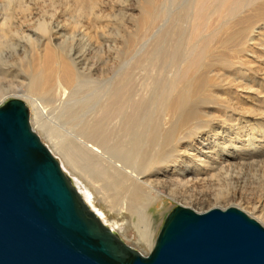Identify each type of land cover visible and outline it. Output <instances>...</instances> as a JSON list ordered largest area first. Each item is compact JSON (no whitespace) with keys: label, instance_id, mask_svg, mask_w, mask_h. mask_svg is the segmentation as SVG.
Wrapping results in <instances>:
<instances>
[{"label":"bare ground","instance_id":"6f19581e","mask_svg":"<svg viewBox=\"0 0 264 264\" xmlns=\"http://www.w3.org/2000/svg\"><path fill=\"white\" fill-rule=\"evenodd\" d=\"M27 1L22 0L23 11ZM166 1L165 9L171 0ZM29 17L11 18L0 10V37L19 38L17 45L22 46L26 59V66L19 63L21 70L9 62L4 64L3 70L14 80L8 87H14L0 91V101L13 95L31 106V122L71 184L117 236L142 255H149L158 238L150 209L162 204L161 191L169 192L175 186L185 190L176 198L186 206L205 205L209 211L223 203L227 208L236 204L234 195L205 199L196 189L197 182L217 170L237 172L242 162L253 157H243L237 145L228 149L218 140L207 141L205 145L214 152L195 156L189 167L183 157L193 148H184L182 140L192 122L202 116L192 102L209 97L222 73L242 70L248 60L245 57L261 42L264 0H186L185 54L180 60L169 55L157 68L168 69L169 80L161 86L153 82L150 89L139 88L136 76L123 69L112 77L102 76L74 47L64 50L57 14L49 24L42 20L37 32L29 27ZM46 109L54 121L47 119ZM218 143L222 153L216 151ZM250 147L258 149L255 144ZM188 200L190 204L184 203ZM258 206L253 205V218L264 222V208Z\"/></svg>","mask_w":264,"mask_h":264},{"label":"rangeland","instance_id":"374dc122","mask_svg":"<svg viewBox=\"0 0 264 264\" xmlns=\"http://www.w3.org/2000/svg\"><path fill=\"white\" fill-rule=\"evenodd\" d=\"M28 1L27 8L30 5V10L26 8V11H23L22 0H0L1 13L11 18L19 17V15H29L31 20L29 19L28 25L33 32L38 31L39 24L44 22L49 24L51 22L50 19L52 20L54 14H57L63 30L61 37L62 42L65 41L63 42L65 44L63 48H66L64 50L74 47V52L82 54L86 62L90 60L91 64H95V70L102 76L108 75L112 77L123 69L126 73H133L136 76L139 88L150 89L153 82L161 86L169 80L170 71L168 69L157 70L159 66H162V62L168 61L169 55L170 57L175 55L176 59L180 60L185 54L184 39L186 40V37L184 31L186 28L183 27H185L186 21V0H171L172 2L170 1L166 9L167 1L165 2V0ZM174 3L178 7L176 6L175 8ZM179 4L182 5L179 6ZM170 6L172 7L170 8ZM163 28H165L164 31ZM14 30H17V28ZM259 31L263 38L253 51L254 56L252 53L248 58L245 57V60L248 59L244 64L246 68L242 66V70L237 72L236 70H230L222 73V77L220 75L216 79L214 90L209 96L210 98L201 96L203 99L198 97L192 102L193 106L202 113V116L199 117V120L198 118L194 120V122H197H192L188 133L183 136L182 140V143L186 144L183 146L184 148H190L191 146L193 148L188 149V155L183 157L188 162L189 167H191L190 163L196 161L197 156L200 157L203 153L210 155L211 152H214L208 149L210 148L209 145H205L207 141L218 140L224 144V147L227 146L228 149L232 147V144L237 145L238 151L242 153L243 157L246 158L248 156L247 159L250 156L253 157L247 162H242L241 166L238 167L239 169L236 170L237 172L233 171V169L232 171L230 169L232 174L229 169L227 170L228 173L225 170H222L223 172L217 170L204 177L205 179L202 178L201 181H198V186L196 184L197 191L203 192L204 194L202 193V195L205 199L207 197L208 199L233 197L232 195H234L236 204L230 207H237L252 218L253 205L255 208L258 205H261L258 206L259 209L264 208V27H261ZM18 40L19 38L17 39L14 35L0 37V91H6L11 86L14 87L13 84L8 87L12 83L13 75L11 77L10 73L8 74L6 70H3L7 67L5 66L7 62H9V65L19 67V69L15 68L17 70H21L23 66H26L25 53H23L22 46L17 45ZM180 46H183V49ZM27 49L30 50L29 46ZM170 50L171 54H169ZM100 52H104L105 55L103 53L100 54ZM101 55H104V59H101ZM20 61H22L23 66L19 64ZM4 71L5 74L3 73ZM9 79L11 82H9ZM13 99H20L25 102L22 98L7 95L0 101V107ZM26 105L30 111L31 122V106L27 103ZM45 115L49 121L51 119V121H54L49 110H45ZM31 125L41 137V140L47 144L32 122ZM247 140H250L248 143L249 147L243 148L246 147ZM252 144L258 147L256 151H253V148L250 147ZM219 145L216 151L218 150V153H222L220 150H223V146ZM244 149L247 152H243ZM236 173H239L238 176ZM238 177L241 180L236 183V178ZM161 192L163 193L162 204L157 208L150 209L156 220L155 231L157 232V237L167 215L176 207L184 206L198 213L208 211L205 205H196L194 207H192L193 205H188L191 206L188 207L178 200L176 197L179 194H184L181 192H185L181 187L175 186L169 192ZM203 196L198 195L197 197ZM184 203L190 204V201L188 200ZM224 204H221L222 207L214 208H227ZM253 219L264 226V222L259 221L257 217Z\"/></svg>","mask_w":264,"mask_h":264},{"label":"water","instance_id":"95a60500","mask_svg":"<svg viewBox=\"0 0 264 264\" xmlns=\"http://www.w3.org/2000/svg\"><path fill=\"white\" fill-rule=\"evenodd\" d=\"M0 264H264V226L237 207L178 206L142 255L87 206L13 99L0 107Z\"/></svg>","mask_w":264,"mask_h":264}]
</instances>
